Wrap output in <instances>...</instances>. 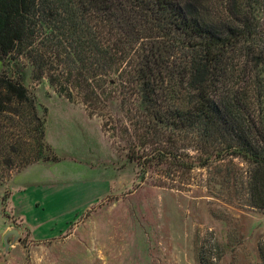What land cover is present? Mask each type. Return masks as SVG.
<instances>
[{"label":"trees","instance_id":"trees-1","mask_svg":"<svg viewBox=\"0 0 264 264\" xmlns=\"http://www.w3.org/2000/svg\"><path fill=\"white\" fill-rule=\"evenodd\" d=\"M0 56L55 63V89L92 115L121 106L115 136L144 175L207 170L264 209V0H0ZM27 94L0 76V115ZM161 131L193 149L156 147Z\"/></svg>","mask_w":264,"mask_h":264},{"label":"rangeland","instance_id":"rangeland-1","mask_svg":"<svg viewBox=\"0 0 264 264\" xmlns=\"http://www.w3.org/2000/svg\"><path fill=\"white\" fill-rule=\"evenodd\" d=\"M51 64L42 74L24 56H0V76L28 93L0 115V179L45 160L66 199L54 239L25 244L14 264H264V209L215 190L207 170L144 175L126 156L128 135L115 136L121 106L92 115L55 89L47 73H62ZM155 137L158 148L193 149L173 132Z\"/></svg>","mask_w":264,"mask_h":264},{"label":"crops","instance_id":"crops-1","mask_svg":"<svg viewBox=\"0 0 264 264\" xmlns=\"http://www.w3.org/2000/svg\"><path fill=\"white\" fill-rule=\"evenodd\" d=\"M51 165L41 160L0 179V264H14L15 256L24 252L25 244L54 239L58 222L56 210L63 208L66 199L57 197L53 190L55 178ZM13 229L19 231L20 239L16 242L13 237L9 239L12 243L9 255L4 237Z\"/></svg>","mask_w":264,"mask_h":264},{"label":"water","instance_id":"water-1","mask_svg":"<svg viewBox=\"0 0 264 264\" xmlns=\"http://www.w3.org/2000/svg\"><path fill=\"white\" fill-rule=\"evenodd\" d=\"M13 237L14 239V242L16 241H19L20 239V233L17 229H13L11 231H9L5 237H4V243H5V249H6V252L9 253V250L12 246V243L9 241V239Z\"/></svg>","mask_w":264,"mask_h":264}]
</instances>
